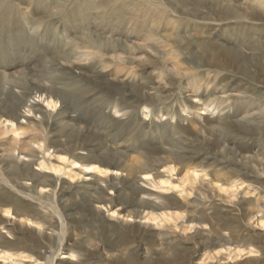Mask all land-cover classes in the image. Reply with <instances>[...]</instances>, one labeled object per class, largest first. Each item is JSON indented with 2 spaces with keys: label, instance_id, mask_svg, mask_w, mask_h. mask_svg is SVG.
<instances>
[{
  "label": "rangeland",
  "instance_id": "rangeland-1",
  "mask_svg": "<svg viewBox=\"0 0 264 264\" xmlns=\"http://www.w3.org/2000/svg\"><path fill=\"white\" fill-rule=\"evenodd\" d=\"M66 1L0 0V111L7 81L59 96L0 115V264H264V129L236 136L264 114V0ZM82 130L90 153L61 152ZM111 154L120 172L84 160ZM17 158L42 184L9 175Z\"/></svg>",
  "mask_w": 264,
  "mask_h": 264
},
{
  "label": "bare ground",
  "instance_id": "bare-ground-1",
  "mask_svg": "<svg viewBox=\"0 0 264 264\" xmlns=\"http://www.w3.org/2000/svg\"><path fill=\"white\" fill-rule=\"evenodd\" d=\"M70 1L71 0H67L66 3H70ZM0 7H1V5H0ZM263 13H264V11H263ZM44 17L46 18L47 22L48 21L52 22V21L55 20L56 15L51 13L49 16H44ZM44 17L36 18V19H33V18L30 17L29 20L27 19V22L28 21H32V23H34V22L38 23V22L42 21ZM2 76L4 77V76H6V74H2ZM54 78H56V76H54ZM6 83H7L8 86H6L4 88V91H5L6 88L8 89L10 98H9V100L6 103L7 107L5 108V110L4 111H0V115L2 117H5V119L3 121L5 123H8V124H13L14 122H16L19 125L22 124V122L20 123V120H24L26 116H25L24 113H21L19 111V109L21 107H26V108H30L31 107V109L33 108L32 106L27 105L28 103H30L31 96L33 94H35V95L38 94L41 97L46 95L47 99H49V100L54 99V101H57L59 99V96H58L57 92H42L45 89L41 88V87L37 89L38 92H31V90L28 89V85L26 86L27 83L25 85L18 84V83H13L11 81H7ZM244 86H247V88H250V84L249 83H245ZM51 88H52V86H50L48 90H50ZM153 90H154V88H151V87L148 88L147 87L146 91H143L142 95L145 96V97L148 96V99L150 101L152 98H150L149 96H154V94H155V92H152ZM45 91H47V90H45ZM180 91H183V89L180 90ZM229 96H238V94H233V95H229ZM139 100H140V102L143 101V99H140V98H139ZM172 101H173V99L169 101V104ZM151 102H158V101H151ZM62 104H63V106H66L64 102H62ZM170 107H173V104L170 105ZM69 108H71L72 110L73 109H77L75 106H70ZM28 113H30V111H28ZM77 116H73L72 115L71 118L75 119V117H76V119H79V118H77ZM2 117H0V120L2 119ZM245 118H246V120L244 122L245 123L244 124L245 127L243 128V130L241 132H238L236 134L238 139H241L242 137H245V136L249 135L248 133H250V132H257V131L259 132L260 131V133H262L261 130L264 129V114L262 112L254 110L251 113H248L245 116ZM35 120H37V119H35ZM41 120H42V117H41ZM49 120H51V117H49ZM208 122H209V120H205L202 124H200L199 125L200 129H206V126H207ZM82 131L83 132L79 133L80 135H78L76 139L73 138V139H70L67 142H65L61 146L60 151L63 152L64 154L70 155V157H72L74 159H79L80 158V156L78 154V151H85L87 154L90 153V151H89L90 149L88 150V148L91 147V142L88 143V144L86 143L87 139H88L87 135L89 134L87 132L88 130H85V131L82 130ZM165 150H168V149H165ZM111 155L112 156L103 158L101 160H95V159H91V158L84 159V160H86V162H90V163L99 162V164H100L99 167H101V168L96 167L95 169H106V170L107 169H112V170H114L116 172H120V169H119V168H121L120 159L115 154H111ZM157 157L154 156V157H150L149 159H147L146 165L144 167H142L139 170V172L144 174V175H148L150 172H153L154 170H153L152 167L154 166V163H156ZM27 159H28V162H32L35 158H34V156H30ZM4 166H5V169L9 171V175L11 177H13L15 179H19L20 178V179H23V180H27V181L31 182L32 185H36L38 183V180L36 179L35 175L30 172V170L28 168V165L24 164L23 166H21L20 165V161H19L18 158L15 159V160H10L9 162L5 163ZM92 167H93V165L89 166V167H86V169L90 170ZM245 174H248L250 176L249 172H245ZM143 183H145L146 185H149V182H143ZM150 183L153 184L152 181ZM38 184H42V183H38ZM125 185H126L127 189H130L132 195L134 197L138 198L139 203L143 207H151V208H154V209H157V210H162L165 207L163 202L161 200H159V199H154V200L146 199L148 197H152V194L150 192H148L145 188H143L142 186L137 184L136 176H132L129 179L125 180ZM21 186H25V185H21ZM46 186H47V184H46ZM109 186H114V184L109 185ZM123 186H124V184H123ZM91 191H95V193L91 196V200L97 202L99 200V194L102 193L100 187L99 188H93V189H91ZM146 200H147V202H146ZM1 201H3V200H2V196L0 194V202ZM5 212H8V211H5ZM61 223H62V221H61ZM220 226H221L222 229H229L230 228L231 232L234 231V233H241V235L245 232V230L242 227H240L239 225L224 224V225H220ZM146 234L147 233L144 230H140L139 229V230H135L134 231V235L131 234V236H133L132 239L135 240V239H141ZM51 239H49L48 241H50ZM49 243H51V242H49ZM52 246H51V248H52ZM84 257H86V256L79 257L78 258L79 261L77 263H75V264H86L87 260ZM62 259H68V257L64 256Z\"/></svg>",
  "mask_w": 264,
  "mask_h": 264
}]
</instances>
